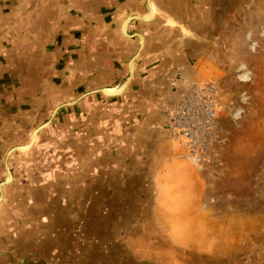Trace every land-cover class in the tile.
<instances>
[{"label": "rangeland", "instance_id": "1", "mask_svg": "<svg viewBox=\"0 0 264 264\" xmlns=\"http://www.w3.org/2000/svg\"><path fill=\"white\" fill-rule=\"evenodd\" d=\"M217 3L221 13L212 21L211 29L206 25L207 33L201 43L193 44L192 49L196 50L188 75L170 69L162 73L169 81L162 98L157 100L155 122L159 123L161 136L157 138L160 144L152 145L153 148L146 143L150 142L147 132L132 129L141 117L131 115L134 105L115 114L109 101H101L100 97L93 103L90 99V109L101 107L89 116H81L70 107L80 104L92 92H83L78 82L66 83L63 70L58 77L54 70L50 74V69L43 66L37 75H30L29 70L22 76L18 94L16 78L17 72L21 75L22 66L14 64L3 73L0 264H264V0ZM150 8L145 19L153 16L151 4ZM184 21L198 28V20ZM168 22L176 26L175 20ZM186 38L198 40L189 31ZM9 39L17 41V34L9 35ZM133 60L129 61L132 71ZM39 77L41 82L34 81ZM76 77L79 80L80 75ZM188 84L214 85L217 89L216 134L208 159L200 163L179 148L166 130L177 93ZM107 89L114 93V88ZM68 102L72 103L60 106ZM56 106L59 108L52 115ZM115 120L126 124L128 129L119 133L126 139L116 143L115 148L112 142L98 145L97 138L112 135L100 130V124ZM39 126L42 127L33 133ZM31 137L33 144L29 147ZM14 146L23 150L8 155L12 175L8 177L4 160ZM164 151L167 156H163ZM102 154L107 157L106 163L102 162ZM113 155L117 159L114 163ZM174 160L188 162L191 168L186 166L185 172L191 169L195 180L191 184L185 180L189 190H162L166 201L171 202L163 213L164 220L155 212L153 221L149 220L151 212L147 207L156 202L155 193L150 196L149 190H112L113 174L117 171L121 175L119 183L123 184L124 177L135 169L150 178ZM181 167L177 163L170 170ZM66 196L70 209L65 228L61 226L64 215L59 217L53 205L64 202ZM142 202L147 203L145 211L134 209ZM51 214L57 227L38 223ZM59 227L61 231L56 229ZM55 229L57 232H53ZM17 245L42 256L56 245L66 252V257L56 263L42 258L34 262L29 258L32 253L23 261L15 255L5 258Z\"/></svg>", "mask_w": 264, "mask_h": 264}, {"label": "crops", "instance_id": "2", "mask_svg": "<svg viewBox=\"0 0 264 264\" xmlns=\"http://www.w3.org/2000/svg\"><path fill=\"white\" fill-rule=\"evenodd\" d=\"M217 1L220 0H150L153 16L145 19L152 11L146 0H0V78L4 72H9L12 65L22 66L21 75L16 71L18 94L24 81L22 76L29 74V70L32 72L30 75H37L43 66L50 69V74L54 70L53 74L57 77L63 70L66 83L78 82L80 87L84 88L83 92H92L91 96H86L80 104L71 106V111L76 109L77 114L89 116V113L96 109L89 108V100L92 99L94 103L100 97L101 101L110 102L107 103L113 106L111 109L115 114L126 110V106L134 105L131 115L136 118L141 114V117L132 129L136 132H147L150 142L147 140L146 143L153 148L152 145L160 144L157 138L161 136L159 123L155 122V114L158 112L157 100L162 98L169 81L168 76L162 73L164 69H170L181 70L184 76L188 75L189 67L193 66V50H196L192 49L193 44L201 43L200 39L207 33L206 25L211 29L212 21L221 13ZM135 15L143 19L133 18ZM169 19L175 20L176 26H170ZM186 19L194 22L198 20V28L189 26L184 21ZM187 31L198 40L195 42L193 38H186ZM13 33L17 34V41L9 39V35ZM134 56L136 58L133 60V75L124 90L112 95L108 91L102 92L100 89L118 88L122 84L129 76V60ZM58 67L60 69H57ZM77 75H80L79 80H76ZM0 81L4 86L5 80ZM34 81L41 82L40 77ZM71 91H68V94ZM96 107L98 109L101 106ZM110 128L112 130H109ZM99 129L112 132V135L97 138V144L104 146L112 142L115 148L116 143L126 139V135L119 136V133L128 128L126 124L120 121L117 123L115 120L111 124H100ZM110 136L112 137L109 138ZM162 154L168 155L167 151ZM115 157L113 155L112 163L117 160ZM136 158L137 156L135 160ZM106 160L107 157L102 154V162L106 163ZM169 163H165L162 166L164 170L156 172L150 178L145 172L135 169L131 175L124 177L126 183L123 184L121 181L119 183L121 175H118L117 171V174H113L112 190H149V193H152L150 196L155 193L156 202L147 207L151 212L149 220L153 221L154 212L156 217L160 216L161 220H164L163 213L168 211V203L171 202L166 201L165 192L162 190H187L185 180L189 179L190 184L195 180V173L191 169L185 172L186 166L191 168L188 162L186 164L185 161L174 160ZM177 163L181 164V169L170 170V167ZM61 192L67 194L68 190ZM142 195L145 196L146 193L143 192ZM64 199V202L53 206L56 207L54 210L59 211V217L64 215L65 222H62L61 226L66 228L70 204L67 196ZM138 204L134 209L145 211L147 203ZM52 217L53 214L49 219L38 220V223L42 226L48 224L50 227H57ZM54 217H58V214ZM65 228L64 232L67 231ZM56 229L61 231L60 227ZM56 229L53 232H57ZM53 232L52 237H55ZM33 240H37V236H33ZM135 240L138 242V238L135 237ZM22 241L25 243V238ZM17 247L13 252L5 254V258L15 255L23 261L32 253L33 256L29 258L35 259L34 262L42 258L56 263L66 257V252H61L56 245L51 246L43 256L40 252L22 250L18 245ZM82 253L83 251L79 255L83 259ZM75 258L78 260L79 257ZM90 258L92 257L87 259Z\"/></svg>", "mask_w": 264, "mask_h": 264}, {"label": "built area", "instance_id": "3", "mask_svg": "<svg viewBox=\"0 0 264 264\" xmlns=\"http://www.w3.org/2000/svg\"><path fill=\"white\" fill-rule=\"evenodd\" d=\"M217 89L184 85L168 114L169 138L197 163L206 161L215 138Z\"/></svg>", "mask_w": 264, "mask_h": 264}, {"label": "water", "instance_id": "4", "mask_svg": "<svg viewBox=\"0 0 264 264\" xmlns=\"http://www.w3.org/2000/svg\"><path fill=\"white\" fill-rule=\"evenodd\" d=\"M147 1V4H148V0H146ZM133 18H138V19H143L141 16H138V15H135V16H132ZM139 37L141 38V35L139 34ZM135 57V56H134ZM133 59V57L130 59V60H132ZM129 60V61H130ZM128 75H130V76H132L133 74H132V71H131V69L129 70V74ZM132 78V77H131ZM128 80H127V78L122 82V84L119 86V87H121V89L123 88V86H124V84L127 82ZM100 90H102V89H100ZM123 90H124V88H123ZM122 92V91H121ZM69 103H72V102H68V103H63V104H61L60 106H62V105H65V104H69ZM57 108H59V106H56L55 108H54V110H53V113H52V115L54 114V112L56 111V109ZM42 126H39V127H37L36 129H39V128H41ZM14 150H17V151H19V148H18V146H14V147H11L7 152H6V156H5V160H4V166H5V169H6V172H7V174H8V176H10L11 175V173H10V170H9V168H8V162H7V159H8V155L10 154V152H12V151H14ZM0 183H2V182H0ZM2 195V191L0 190V196Z\"/></svg>", "mask_w": 264, "mask_h": 264}, {"label": "bare ground", "instance_id": "5", "mask_svg": "<svg viewBox=\"0 0 264 264\" xmlns=\"http://www.w3.org/2000/svg\"><path fill=\"white\" fill-rule=\"evenodd\" d=\"M149 1L150 0H148V6H150V3H149ZM141 39H142V35H141ZM136 56V55H135ZM135 57H133V59H134ZM132 59V60H133ZM131 61V60H130ZM130 64H131V62H130ZM129 64V65H130ZM131 69V67L129 66V70ZM131 71H132V69H131ZM133 72V71H132ZM130 75L127 77V80L129 81V79H130ZM128 81L126 82V83H128ZM126 83L124 84V86H123V88H125V86H126ZM123 88L121 89V87H118V88H114V89H111V91L112 92H114V93H112V94H119L122 90H123ZM115 89H117V90H115ZM102 92H105V91H108V89L106 88V89H102L101 90ZM112 94H110V95H112ZM48 122H46L45 124H47ZM40 129V128H39ZM39 129H35L34 131H33V133L34 132H37ZM36 134V133H35ZM32 144H33V139H32V137H31V139H30V141H29V143L27 144L29 147L30 146H32ZM28 147V148H29ZM18 148H19V150H23L20 146H18ZM11 177H12V175H10ZM10 176H8V177H10Z\"/></svg>", "mask_w": 264, "mask_h": 264}]
</instances>
